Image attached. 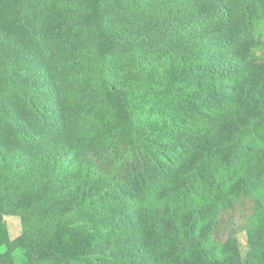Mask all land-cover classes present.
<instances>
[{
	"label": "trees",
	"instance_id": "trees-1",
	"mask_svg": "<svg viewBox=\"0 0 264 264\" xmlns=\"http://www.w3.org/2000/svg\"><path fill=\"white\" fill-rule=\"evenodd\" d=\"M204 2L206 9L200 0H118L111 4L109 16L115 20L106 17L105 33L95 16L87 17L83 0H18L15 11L9 7L10 13L0 16L20 34L0 33V127L5 130L0 134V192L5 194L4 208L22 219L17 243L28 264H245L224 250L215 228L221 211L246 195L259 210L246 225L250 247L264 257V144L255 150L244 141L245 133L264 128V62L250 60L241 48L256 42L254 24L264 15V0ZM53 8L65 12L63 22L54 17ZM53 34H63V46L79 52L70 63L86 65L84 75L92 86L107 73L103 78L116 95H123L115 91L120 84L129 89L128 96L140 85L147 90L137 93L141 99L178 92L204 105V126L161 114L153 121L151 112L143 118L138 106L133 112L131 132L168 149L135 154L131 148L137 161L147 152L159 162V154L186 153L183 164L173 165L175 159L170 165L161 163L169 179L166 191L160 190L159 178L150 186L148 180L154 178L149 173L138 190L125 185L132 169L118 167L110 158L120 142L115 135L106 139V147L82 155L73 151L72 142L59 140L65 130L60 103L50 98L46 85L42 88L47 94L38 97L43 93L34 84L37 77L25 85L21 81L37 63L27 40L53 55ZM121 53H138L135 71L117 73ZM162 54L188 62L190 79L174 93L169 72L161 76L152 64ZM89 95L83 92L80 98ZM17 99L25 100L27 111ZM88 99L86 108L96 105V96ZM36 118L42 128L35 126ZM9 127L18 138L12 139V153L6 142ZM148 130L153 134H144ZM128 149L120 145L124 154ZM250 153L259 154L257 162ZM233 166L240 175L232 173ZM188 195H194L193 203H180ZM67 247L68 254H63L60 248Z\"/></svg>",
	"mask_w": 264,
	"mask_h": 264
},
{
	"label": "rangeland",
	"instance_id": "rangeland-1",
	"mask_svg": "<svg viewBox=\"0 0 264 264\" xmlns=\"http://www.w3.org/2000/svg\"><path fill=\"white\" fill-rule=\"evenodd\" d=\"M17 1L18 0H0V16L2 14H7L10 10L11 12L15 11ZM83 1L86 6L85 10L91 14L88 15V13H86L87 17L95 16L97 26L105 33L104 23H106V17L108 16L107 18L115 20V16H109V14L112 13L111 7L113 5L111 6V4H114L118 0ZM200 1L203 2V8L206 9L205 0ZM9 7L12 9L9 10ZM56 10H54V8L52 10L55 11L54 17L63 22L61 18L65 12L61 11L62 14L59 10V12ZM7 25H11V27L4 29ZM3 32H13L20 35L12 28V22L10 20H2L0 17V33ZM61 36H63V34L50 35V38L54 39L53 43L56 47L53 55L46 54L40 45L35 44L31 40H27V42L31 44L32 52L36 55L37 63L32 65L30 67L31 71L23 75L21 79L22 84L25 85L29 83L28 79L37 77L34 84L37 88H40L43 93L38 97L43 98L44 95L47 94L43 92L44 89L42 88V86L46 85L49 87L48 92L50 98L52 97L55 99L56 97L57 101L60 103L63 108L62 116L64 121L62 127L64 126L65 130L62 132L63 135L59 136V140L72 142L74 146L73 151H77V153L82 155L86 152H91V148L106 147V139L115 135L116 139L120 140L119 146L117 149H113L109 156L116 162L118 167L121 166V168L128 167L132 169L129 185H125L129 188L131 185L134 190H138L141 180L144 178L148 180L149 173V175L154 178L153 181L148 180L150 186L156 184L155 180L159 178L160 181H162L159 187L160 190L166 191L165 186L169 179L164 172L162 173L161 163H163L162 165H170L175 159L173 165L183 164L187 162L186 153L183 149H180L173 156L171 151L169 154H159V162L155 159V156H153L154 154L147 152L140 161H137L135 155L130 150L131 148H133L135 154H138V152L144 149H150L152 152H161L168 149H166L165 146H161L162 143H151L150 141L146 143L147 140H145V137H137L139 132L134 134L131 132L130 121L133 120V112L136 110V106H138L141 112L140 116L145 118L146 113L148 114L151 112V120L153 121L158 119V114H161L166 116L165 118L167 119H186L191 125L199 124V126H204L206 124V120L200 115V110L204 107L202 103L199 101H188L186 98L181 97L178 92L174 93L177 89L181 90L188 78L190 79V72L185 70V62H188L184 61L182 57L176 58L163 54L159 55L157 59H153L152 64L155 65V69L158 70L161 76H164L167 71L169 72L168 84L170 91L174 93L173 96H155L151 99H141L139 97L142 95L138 94L147 93V90L140 85L133 95L128 96L125 93H128L129 89L122 84H120L115 91L121 92L123 95H116L113 94L112 89L107 86V73L103 76L107 78L102 77L99 79L98 77L95 80V84L92 86L89 82L90 78L84 75L86 65H84V63H70V61L74 60V57H80L79 52H69V48L63 46ZM254 36L256 37L255 43H253L254 40L249 45L244 46L241 44V48L247 58L254 62L261 63L264 62V15H261L254 24ZM138 53L132 57L123 56V53H121L120 56L123 58L118 59L116 65L117 73L121 74L125 69L128 71H135L138 67L137 60H139L140 57ZM172 62H175V64L169 69L167 65ZM42 77L44 79H42ZM110 80L114 81L111 78ZM127 83H131V78H127ZM87 91L90 94L88 96L90 99L94 100L96 96V105L93 104L88 108H86L90 102L88 97L85 100L80 98L83 92ZM134 95H136V97ZM16 103L27 111L24 99H17ZM193 104H196V106ZM127 106L131 107L127 108ZM149 108L150 110H146ZM113 119L115 120L114 122ZM1 120L0 117V124L2 123ZM34 123L37 128H42V121H40L39 118H36ZM144 127L145 126L141 128L144 129ZM146 129H149V126H147ZM6 130V132L10 134L6 140L8 151L12 153V151H14L12 150V139L16 138L18 141V138L17 136L15 137L14 134L12 135L13 131L11 127ZM216 130L220 132L222 129L218 126ZM4 131L5 130L0 127V134H3ZM145 133L153 134V131L148 130L144 132V134ZM131 136H136V138L128 140ZM259 137H262L263 140H259ZM240 141L242 144H245L242 140ZM244 141L249 143L255 150H258L261 144H264V128L259 127L256 133H245ZM120 145L127 148L129 147L125 154L123 150H120ZM108 149L109 148L106 150ZM179 155L181 156L178 158ZM249 157L252 159V162H257L259 154L253 155L250 153ZM78 159L79 157H77L76 161H79ZM145 161L148 162L147 165L144 163ZM132 163H135L138 167L133 166ZM132 167H137L136 171H133ZM232 170V173L234 172L240 175L238 166H233ZM139 172H141L140 175ZM208 183L212 185V188L217 189V184L214 186L212 184L213 182L210 180ZM3 195L5 194L0 192V264H2L1 261H3L4 258L8 260L7 264H28L25 250L17 243V240L23 233L22 219L20 215L11 212L9 208H4ZM193 196H186L181 199L180 203H185L186 201L189 204L193 203ZM108 203L111 208L112 202L108 201ZM257 212H259V210L257 209L254 199L251 198L250 195L242 196L238 198L233 205L227 206L221 211L215 228V234L218 235L219 242L224 245V250L229 251L230 255H233L231 256L232 259H239L245 264H264V257L262 255H256V253L251 250L249 236L246 230V225H248L251 218L254 219L259 215ZM261 230L264 232V223ZM233 239L235 243L231 242ZM69 250V247L60 248L63 254H68Z\"/></svg>",
	"mask_w": 264,
	"mask_h": 264
}]
</instances>
